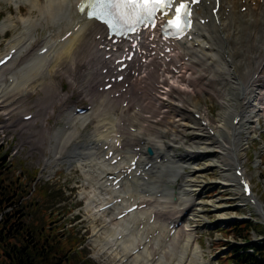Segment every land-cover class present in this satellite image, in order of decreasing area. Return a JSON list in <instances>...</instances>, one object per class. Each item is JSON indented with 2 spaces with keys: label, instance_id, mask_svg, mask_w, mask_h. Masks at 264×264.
Instances as JSON below:
<instances>
[{
  "label": "bare ground",
  "instance_id": "bare-ground-1",
  "mask_svg": "<svg viewBox=\"0 0 264 264\" xmlns=\"http://www.w3.org/2000/svg\"><path fill=\"white\" fill-rule=\"evenodd\" d=\"M1 1L8 6L15 4L16 13L9 10L8 16L0 20V32L5 33L18 24L20 28L5 49L7 52L17 48V52L0 69V116L4 119L0 125L7 127L8 118L14 114L12 120L29 114L17 113L37 94L30 102L35 110L32 120L18 121L11 128L20 131L21 146L49 153L45 154L49 158L42 160L45 167L53 162L76 163L83 177V184L77 187L85 196L84 215L91 219V243L97 249L96 258L100 262L107 264L112 258L109 263L203 264L202 247L194 238L197 226H177L172 235L168 226L176 223L183 212L192 213L193 222L201 221L203 226V217L197 216L202 203L195 199L201 198L204 188L210 184L203 181V175L211 169H217L221 176L216 186L234 190L236 207L247 211L244 218L264 215L260 197L254 190L250 197H245L234 177L236 165L245 164L244 151L247 141L258 129V117L264 118V0H245L241 5L246 7L244 12L239 11L240 0L229 3L228 15L223 18V13L218 14L219 25L211 18V7L201 5L198 15L210 18V22L200 27V39L190 42V47L178 49L180 55L189 57L181 64L180 73L147 72L152 62L148 68L140 67L138 75L127 80V93L130 105L141 107V112L137 113L136 107L134 111H125L127 105L116 116L113 111L123 102V96L111 99L107 93L95 91L93 86L100 77L96 69L101 65V58L97 59L94 37L103 33L101 28L85 23L65 42L53 47L58 38L83 20L75 19V4L79 0ZM42 29H50L46 39L36 37ZM49 44L50 50L39 56L38 52ZM206 45L209 49H205ZM74 95L77 100L72 99ZM79 101H88L92 108L81 117L69 114L65 121L69 129L52 133L47 120L55 114L54 106L59 107V115L65 107L71 113ZM207 101L220 106L215 119L210 121L214 135L192 116L200 113L209 120ZM238 116L240 121L234 126ZM117 133L122 134L127 160L132 157L133 148L140 146L141 161L152 162L153 166L148 171V182L134 180L130 187L123 184L114 197H121V203L101 212L99 208L113 199L106 183L111 182L107 175L115 174V168L93 157L88 146L93 148L100 141L104 145ZM181 145L185 147V155H174L173 149ZM145 148H150L152 155H147ZM197 161L200 162L195 166ZM258 164L259 161L254 162L256 167ZM187 166H191L189 173L184 172ZM174 182L176 188L168 187ZM130 198L132 204L124 206ZM250 199L255 201L254 205ZM221 202L217 197L211 200L218 204L217 207L211 204L215 211L227 209L224 204L219 205ZM133 204L145 208L116 219L121 209ZM111 209L114 213L110 214ZM219 216L218 222L223 224L233 219L232 216L240 215ZM148 236L151 239L146 243Z\"/></svg>",
  "mask_w": 264,
  "mask_h": 264
},
{
  "label": "rangeland",
  "instance_id": "rangeland-1",
  "mask_svg": "<svg viewBox=\"0 0 264 264\" xmlns=\"http://www.w3.org/2000/svg\"><path fill=\"white\" fill-rule=\"evenodd\" d=\"M9 10H11L13 13H16V5L12 4L11 6H8L0 0L1 19H4L8 16ZM19 28L20 25L18 24L16 28L10 29L7 33H5V35L2 34L3 36L1 35L0 56L5 51L8 42L18 34ZM49 30L50 29L39 30L36 37H44L45 35H47ZM64 83L66 84L65 79ZM36 97L37 94H33L30 97L29 102L26 104L27 106L21 109L17 114H20L23 111H34L32 105H30V102L34 101ZM72 99L77 100L76 95H74ZM85 103L86 102L84 101H79L77 105L84 106ZM206 105L209 108V120L213 121L216 117L217 112L220 110V106L215 102L212 103L209 101H207ZM54 109L55 114L50 115L47 120L48 127L52 133L58 132L60 130L66 116L64 111H62L60 115L58 114L59 107L57 105L54 106ZM63 110H66V107ZM15 115L16 114L12 115V117ZM0 120H2V116H0ZM38 124L39 122L37 121L36 125ZM263 129L264 125H262L261 130L253 133L252 139L247 141V147L244 151V153H246L244 168L247 176L250 177L255 193L260 197L261 201L264 204ZM8 135H11V131H9ZM23 136L25 137L26 134H23ZM185 143L187 145L189 144L188 141H185ZM181 146L182 147H180L179 149L173 150L174 155H185V147L183 145ZM40 150L41 153L37 152L36 150H31L28 145L21 146L20 141L16 140L15 145L13 146V151L16 152V154L13 157L10 156V158L7 160V166L10 170V175H21V181L23 182L24 189L28 191L26 196L27 202L40 203L41 206H39V208L47 209L48 211H57L58 209V212L60 214L62 213L59 216L58 220L70 222L71 224L68 225L69 228L71 227V225L73 226V228L68 233V238L70 239V241L76 239L73 244L83 243V240L86 237V241L83 243V245L78 247L80 255H74L71 259L73 264H103L102 262H100L99 258H96L97 249L93 247L91 243V240L93 239L92 229L89 228V226H91V219L89 220L84 215L86 200L85 196L81 194L83 190H79L77 187L83 184V177L80 173V170L77 168L76 163L73 161H71V163L67 161H62L60 163L53 162L49 166L45 167L42 160L44 158H49L45 156V154L48 156L49 153L44 149ZM255 161H259L257 167L256 165H254ZM199 162L197 161L195 163V166H197ZM186 171L188 170L186 169ZM220 180L221 176L219 175L217 169H211L209 172L205 173L203 175V181H205L206 183L209 182L210 184L204 188V195L201 194V198L196 197L195 199L196 202L202 203V205L199 206L200 210L198 209L201 213H199V215L197 216L203 217L204 223L203 226H201L202 222H193V218L191 224L197 226L198 228H205V230L200 229L196 233L197 235H201L199 243L203 250V264H209L208 259L211 256H214L218 251L222 250V248L220 250L222 242L226 239H230L225 231L228 230V227L231 223L227 222L219 224V214H222L225 217H229L228 215H240L235 216L238 218L243 217L247 214V211L243 209V207H236L238 202L235 200L236 193L232 188L224 189L220 186L215 185V182H220ZM170 187L174 186L170 185ZM38 189L47 190L49 197L42 199L41 196H39L40 191ZM216 197L218 200H222V204L220 203L219 205L224 204L225 206H227V209L220 210L216 208L217 211H215L214 205L216 203H211V200ZM59 201L61 202L60 204L58 203ZM217 206L218 204H216V207ZM35 208H33L32 206H29L28 208V216L33 221L37 219L39 220L38 210H36ZM65 214H68V216H65ZM196 219L198 220V217H196ZM250 221L255 226L252 230L251 238L264 239V226L256 225L258 224L256 223V216ZM224 253L225 252H221L220 254L223 255ZM111 259L112 258L107 261V264H114V262L109 263ZM219 264H229V261L219 259Z\"/></svg>",
  "mask_w": 264,
  "mask_h": 264
},
{
  "label": "trees",
  "instance_id": "trees-1",
  "mask_svg": "<svg viewBox=\"0 0 264 264\" xmlns=\"http://www.w3.org/2000/svg\"><path fill=\"white\" fill-rule=\"evenodd\" d=\"M27 193L21 177L10 175L5 152L0 147V213L11 208L0 220V264H73L71 259L79 251L74 241L67 238L66 223L57 219V211L27 202ZM39 196L45 199L49 194L43 190ZM29 206L36 207L39 220L29 218ZM252 228L248 221L235 222L225 232L248 240ZM248 246L252 253L245 250ZM227 259L234 264H264V242L233 246Z\"/></svg>",
  "mask_w": 264,
  "mask_h": 264
},
{
  "label": "snow or ice",
  "instance_id": "snow-or-ice-1",
  "mask_svg": "<svg viewBox=\"0 0 264 264\" xmlns=\"http://www.w3.org/2000/svg\"><path fill=\"white\" fill-rule=\"evenodd\" d=\"M78 7L81 13L87 9V17L104 25L112 36L136 34L141 27L155 28L158 14L167 16L173 11V17L160 26L162 32L179 37L191 26L189 0H82ZM244 190L248 191L246 183Z\"/></svg>",
  "mask_w": 264,
  "mask_h": 264
}]
</instances>
